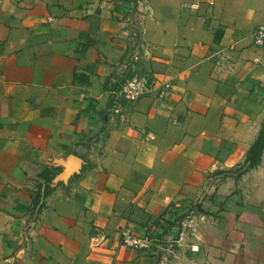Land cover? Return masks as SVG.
Instances as JSON below:
<instances>
[{
    "label": "crops",
    "instance_id": "obj_1",
    "mask_svg": "<svg viewBox=\"0 0 264 264\" xmlns=\"http://www.w3.org/2000/svg\"><path fill=\"white\" fill-rule=\"evenodd\" d=\"M261 25L264 0H0V264H264ZM134 73L154 91L119 99Z\"/></svg>",
    "mask_w": 264,
    "mask_h": 264
},
{
    "label": "built area",
    "instance_id": "obj_2",
    "mask_svg": "<svg viewBox=\"0 0 264 264\" xmlns=\"http://www.w3.org/2000/svg\"><path fill=\"white\" fill-rule=\"evenodd\" d=\"M253 45L259 48H264V25L258 26L253 33ZM156 82L153 78L143 74H132L123 78L117 90L119 99L135 102L144 97L150 96L156 87ZM171 84L168 82L159 84L156 100L164 101L170 93ZM121 245L127 250H146L150 247L149 238L135 237L128 230L121 232ZM194 249V248H193Z\"/></svg>",
    "mask_w": 264,
    "mask_h": 264
},
{
    "label": "trees",
    "instance_id": "obj_3",
    "mask_svg": "<svg viewBox=\"0 0 264 264\" xmlns=\"http://www.w3.org/2000/svg\"><path fill=\"white\" fill-rule=\"evenodd\" d=\"M264 150V123L261 126L259 134L250 147L247 155H246V163L247 167L246 170L255 168L261 158V153ZM54 175L51 173L50 170L45 169L41 174L42 182L37 184L35 191L31 194L32 195V212H35L37 209L38 211L43 207L42 200L51 192L49 188V183L53 179Z\"/></svg>",
    "mask_w": 264,
    "mask_h": 264
},
{
    "label": "water",
    "instance_id": "obj_4",
    "mask_svg": "<svg viewBox=\"0 0 264 264\" xmlns=\"http://www.w3.org/2000/svg\"><path fill=\"white\" fill-rule=\"evenodd\" d=\"M82 160L75 157L74 155L68 156L64 160L59 161V167L61 172L54 176V178L49 183L50 188H55L58 184H67L68 180L80 173L82 167Z\"/></svg>",
    "mask_w": 264,
    "mask_h": 264
}]
</instances>
